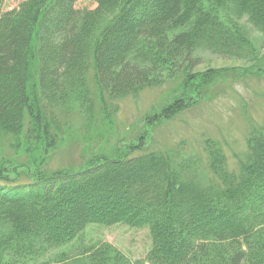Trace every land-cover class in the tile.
Wrapping results in <instances>:
<instances>
[{"label":"trees","instance_id":"1","mask_svg":"<svg viewBox=\"0 0 264 264\" xmlns=\"http://www.w3.org/2000/svg\"><path fill=\"white\" fill-rule=\"evenodd\" d=\"M79 1L27 0L2 12L0 0V135L39 148L44 160L62 141L58 113L89 105L90 77L105 100L160 84L152 75L164 67L184 72L180 97L146 119L159 125L191 109L200 84L213 80L193 72L200 47L254 55L243 28L221 19L222 6L264 35V0H92L94 10ZM138 141L79 171L46 172L34 159L14 173L0 162V264H30L90 226L147 229L148 264H264L262 127H251L234 170L210 138L196 164ZM82 254L81 264H131L109 243Z\"/></svg>","mask_w":264,"mask_h":264},{"label":"rangeland","instance_id":"2","mask_svg":"<svg viewBox=\"0 0 264 264\" xmlns=\"http://www.w3.org/2000/svg\"><path fill=\"white\" fill-rule=\"evenodd\" d=\"M25 1L4 0L2 12L18 9ZM96 7L92 0H80L76 4L81 10ZM219 15L229 26L243 28L254 55L225 57L200 47L194 55L199 65L193 72L215 75L210 76L213 80L205 86L201 83L203 80L198 81L196 85L201 83L200 90H203L193 95L194 104L183 115L171 122L147 124L149 116L153 117L180 97L184 72L173 75V71L164 67L152 75L160 84H153L135 96L105 100H101L90 77L89 105L82 108L77 104L58 113L62 141L54 152L45 156L46 160L42 159L44 155L39 148L36 151L28 144H12L10 137L0 135V162L15 170L14 173L33 168L34 159L36 165L45 164L46 172L79 171L96 163L99 157L125 154L129 145L140 144L138 140L144 137L146 149H167L196 164L205 156L202 142L210 138L221 143L230 169H236L237 161L247 152L251 127L264 129V77L258 71L264 66V35L247 17H240L231 4L222 6ZM101 243L117 248L131 264H148L146 257L152 245L149 231L125 226H90L72 243L48 251L30 264H81L85 259L82 252Z\"/></svg>","mask_w":264,"mask_h":264}]
</instances>
